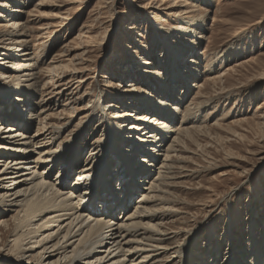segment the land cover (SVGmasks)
<instances>
[{
  "label": "bare ground",
  "instance_id": "bare-ground-1",
  "mask_svg": "<svg viewBox=\"0 0 264 264\" xmlns=\"http://www.w3.org/2000/svg\"><path fill=\"white\" fill-rule=\"evenodd\" d=\"M12 2L14 6L8 5ZM23 5L21 0H0V19L4 21L0 23V79L7 80L0 85V226L6 225L4 217L13 212L17 253L25 255V260L32 253L37 264H203L198 260L204 253L198 241L201 232L194 238L189 235L181 244L170 242L180 234L183 237L185 230L171 227L182 211L177 206L180 203L172 198L169 180L177 167L187 172L182 176L195 172L185 164L179 165L180 152L188 151L187 141L193 137L190 132L201 130L198 128L202 126L194 123L200 122L197 114L208 103L194 100L184 108L182 105L188 88L202 86L198 82L188 85L201 75L194 66L198 65L194 51L184 58V52L171 47L174 45L162 35L166 49L164 72H158L155 62L148 61L136 73L131 72L135 78L144 79L148 87L145 91L133 92L138 90L130 84L124 100L120 95L98 91L89 101L92 109H100L101 105L95 122L103 125L104 139L98 149L88 146L82 161L83 152L78 146L85 133L63 139L70 121L57 117L54 111L58 105L71 102L70 80L50 82L49 90L43 85L38 87L37 61H32L24 39ZM199 18L190 24L200 26ZM185 29L177 31L180 35L194 32ZM50 67L44 70L48 72ZM167 67L173 69L168 77ZM69 72L76 78L83 69ZM219 78L208 80L216 83ZM106 99L109 101L104 102ZM118 105L125 109L115 115L118 123L110 124L106 121L108 111ZM192 105L194 111L190 110ZM129 118L132 122L126 124ZM54 168L58 172L51 176ZM237 218L234 216L232 221ZM260 224L259 238L251 232L254 225L249 226L250 250L241 244L236 246L231 239V251L224 264H264L262 219ZM206 241L211 242L208 235ZM208 247L206 244L205 250H210ZM216 248L212 264H221L223 249ZM205 262L211 263L209 258Z\"/></svg>",
  "mask_w": 264,
  "mask_h": 264
},
{
  "label": "rangeland",
  "instance_id": "rangeland-1",
  "mask_svg": "<svg viewBox=\"0 0 264 264\" xmlns=\"http://www.w3.org/2000/svg\"><path fill=\"white\" fill-rule=\"evenodd\" d=\"M21 2L24 3L20 7L23 10L21 20L27 35L24 39L30 47L32 61H37L38 87L43 85V89L49 90L50 82L61 84L70 80L71 102L54 107V111L57 117L70 121L63 139L85 133L78 146L83 152L82 161L87 157L88 146L98 149L104 139L103 125L97 126L95 122L99 119L101 105L100 109L96 106L92 109L93 103L89 101L98 91L120 95L121 100L129 93L130 84L134 83L138 90L133 92L145 91L148 87L144 79L132 74L145 67L144 61L155 62L157 71L164 72L166 49L162 35L174 45L171 47L178 48L179 53L184 52V58L194 51L198 63L194 66L201 75L193 79L195 81H188V85L198 82L202 86L188 88L182 105L184 108L194 100L208 103L197 114L200 122L194 123L196 127L202 126L198 128L201 130L190 132L193 137L187 141L188 151L180 152L179 165L185 164L195 172L192 176H182L187 172L177 167L169 180L172 198L180 203L177 206L182 211L171 227L185 230L183 237L180 234L170 242L181 244L189 235L194 238L201 232L199 246H210V250H200L204 253L199 254L198 260L203 264L206 258L211 262L207 264L214 262L216 245L223 249L222 264L231 251V239L236 246L241 244L250 250V224L254 225L251 232L255 238L262 232L258 230L261 219L264 224V0ZM38 2L45 4L37 5ZM196 18L202 20L200 26L190 24ZM3 22L0 19V23ZM185 28H192L194 32L180 35L177 30L185 31ZM181 37L186 40H180ZM7 62L13 61L8 59ZM53 63L57 67L52 69ZM48 66L50 70L46 72L44 67ZM76 68L83 72L73 78L69 71ZM167 68L166 77L173 70ZM213 76L220 77L216 83L208 80ZM6 82L0 79L1 87ZM33 100H38L37 95ZM119 106L108 111V123H118L115 115L125 109ZM189 107L195 110V106ZM130 122L131 118L126 124ZM86 137L90 138V143ZM56 172L54 168L51 176ZM136 197L137 193L132 200ZM234 216L238 218L232 221ZM12 217L13 212L8 213L4 217L6 225L0 226V264H37V257L32 253L26 260L25 255L17 253ZM207 235L210 244L206 241ZM245 253L247 255V251ZM251 258L253 260L250 255Z\"/></svg>",
  "mask_w": 264,
  "mask_h": 264
}]
</instances>
